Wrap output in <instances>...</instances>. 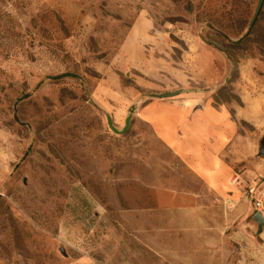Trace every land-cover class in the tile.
Listing matches in <instances>:
<instances>
[{
	"label": "rangeland",
	"instance_id": "obj_1",
	"mask_svg": "<svg viewBox=\"0 0 264 264\" xmlns=\"http://www.w3.org/2000/svg\"><path fill=\"white\" fill-rule=\"evenodd\" d=\"M157 97L237 118L223 199L141 116ZM263 135L264 0H0V264H264V156L239 158Z\"/></svg>",
	"mask_w": 264,
	"mask_h": 264
},
{
	"label": "crops",
	"instance_id": "obj_2",
	"mask_svg": "<svg viewBox=\"0 0 264 264\" xmlns=\"http://www.w3.org/2000/svg\"><path fill=\"white\" fill-rule=\"evenodd\" d=\"M140 114L159 139L181 157L219 199L235 188L233 182L238 177L232 175L234 165L227 155L236 156L239 125L229 107L208 103L194 108L188 100L157 97L143 104ZM258 147L256 142H250L243 155L238 154L239 158L249 159ZM252 161L257 172L264 173V157ZM199 200L198 195L178 191L171 202L183 208L195 207Z\"/></svg>",
	"mask_w": 264,
	"mask_h": 264
},
{
	"label": "water",
	"instance_id": "obj_3",
	"mask_svg": "<svg viewBox=\"0 0 264 264\" xmlns=\"http://www.w3.org/2000/svg\"><path fill=\"white\" fill-rule=\"evenodd\" d=\"M261 7H262V5H261ZM261 7H260V9H261ZM260 9H259V11H258V13H257V15H256V17H255V19H254V21H253V23H252V26L255 24V22H256V20H257V17H258V14H259V12H260ZM174 94H176V93H175V92H167V93H165V94H163V95H161V96H172V95H174ZM130 120H131V115H129V116L127 117L126 125H125V127L123 128L122 132L126 131L127 128L129 127ZM109 124H110V126H111L114 130L119 131V130L114 126V124H113V122H112V120H111L110 117H109ZM258 154L264 156V135H263V137H262L261 140H260V146H259ZM254 219H255L256 222H257V232H258V233L262 232V231H263V227H264V214H263V211H262V210H257V211L255 212V214H254Z\"/></svg>",
	"mask_w": 264,
	"mask_h": 264
},
{
	"label": "built area",
	"instance_id": "obj_4",
	"mask_svg": "<svg viewBox=\"0 0 264 264\" xmlns=\"http://www.w3.org/2000/svg\"><path fill=\"white\" fill-rule=\"evenodd\" d=\"M264 192H261L256 200V208L260 209L263 207Z\"/></svg>",
	"mask_w": 264,
	"mask_h": 264
},
{
	"label": "trees",
	"instance_id": "obj_5",
	"mask_svg": "<svg viewBox=\"0 0 264 264\" xmlns=\"http://www.w3.org/2000/svg\"><path fill=\"white\" fill-rule=\"evenodd\" d=\"M238 43H239V41H238Z\"/></svg>",
	"mask_w": 264,
	"mask_h": 264
}]
</instances>
